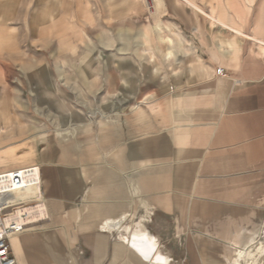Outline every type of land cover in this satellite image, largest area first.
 <instances>
[{
    "label": "crops",
    "instance_id": "crops-1",
    "mask_svg": "<svg viewBox=\"0 0 264 264\" xmlns=\"http://www.w3.org/2000/svg\"><path fill=\"white\" fill-rule=\"evenodd\" d=\"M22 4L37 7L32 37L48 46L100 30L111 6L125 22L128 0ZM158 4L166 43L152 34L151 53L212 76L185 72L149 106L104 115L69 155L56 138L36 159L0 156V172L40 170L42 216L11 238L17 264H239L264 233V17L238 0Z\"/></svg>",
    "mask_w": 264,
    "mask_h": 264
},
{
    "label": "rangeland",
    "instance_id": "rangeland-1",
    "mask_svg": "<svg viewBox=\"0 0 264 264\" xmlns=\"http://www.w3.org/2000/svg\"><path fill=\"white\" fill-rule=\"evenodd\" d=\"M15 1L20 3L0 0V129H7L0 134V156H29L31 151L36 159L56 138L69 155L71 141L86 140L87 127L104 115L149 106L168 95L170 80L185 72L212 76L208 69L168 70L163 55L151 53L152 34L158 35L153 41L160 49L166 43L158 0H128L121 23L118 5L111 6L100 30L70 34L48 46L32 37L30 18L37 7ZM252 4L264 17V0H238L239 12ZM62 8L65 14L73 7ZM171 8L181 18L190 12L181 4ZM53 10L46 7L48 19H55ZM256 240L239 264H264L262 230Z\"/></svg>",
    "mask_w": 264,
    "mask_h": 264
},
{
    "label": "built area",
    "instance_id": "built-area-1",
    "mask_svg": "<svg viewBox=\"0 0 264 264\" xmlns=\"http://www.w3.org/2000/svg\"><path fill=\"white\" fill-rule=\"evenodd\" d=\"M0 187H2L0 188V264H17L10 240L28 228L30 223L27 215H23L21 220L14 217L9 218L17 211L20 204L7 200V197L13 191L40 187V170L34 166H27L2 171L0 172ZM8 219H10L9 222Z\"/></svg>",
    "mask_w": 264,
    "mask_h": 264
},
{
    "label": "bare ground",
    "instance_id": "bare-ground-1",
    "mask_svg": "<svg viewBox=\"0 0 264 264\" xmlns=\"http://www.w3.org/2000/svg\"><path fill=\"white\" fill-rule=\"evenodd\" d=\"M34 167L39 170L37 166ZM41 199L42 194L40 187L32 188L25 191H13L12 193L8 194L7 200L13 203H19L20 206H18L17 211L9 218L12 219L14 217L21 220L23 218V215H27L28 221L30 225H32L34 222L38 221L39 218L42 216L41 212L43 210L44 205L40 201ZM10 219H8V222L10 221Z\"/></svg>",
    "mask_w": 264,
    "mask_h": 264
}]
</instances>
